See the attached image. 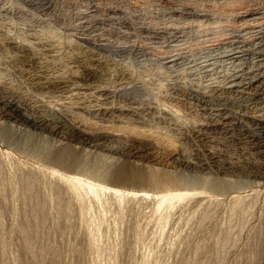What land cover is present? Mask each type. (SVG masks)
Wrapping results in <instances>:
<instances>
[{"label": "rangeland", "instance_id": "rangeland-1", "mask_svg": "<svg viewBox=\"0 0 264 264\" xmlns=\"http://www.w3.org/2000/svg\"><path fill=\"white\" fill-rule=\"evenodd\" d=\"M209 1L0 0V101L65 127L52 135L0 119L8 142L35 152L0 147V264H264V46ZM62 79L69 93L43 88ZM69 126L119 136L73 149ZM135 128L153 144L142 157L127 154ZM66 147L100 197H77L44 160ZM133 166L172 177L178 190L112 179ZM130 189L147 195L119 203L114 190ZM178 191L188 196L173 198L159 224L154 197ZM35 197L46 199L43 225L32 219Z\"/></svg>", "mask_w": 264, "mask_h": 264}, {"label": "bare ground", "instance_id": "bare-ground-1", "mask_svg": "<svg viewBox=\"0 0 264 264\" xmlns=\"http://www.w3.org/2000/svg\"><path fill=\"white\" fill-rule=\"evenodd\" d=\"M169 1H171V0H169ZM172 1H174V2H177L178 1V3L180 4L179 6H181V7H184V8H186V7H188V5L190 4L189 3V1L190 0H172ZM192 1V0H191ZM174 2H172V3H174ZM209 2H211V4H213V6H215L216 5V7H219V9H221V10H223V11H226L227 12V14L228 15H231V16H233V18L234 19H236V21L238 20V28H239V30H240V32H245L246 33V35H248L249 37H252V36H254V38L255 37H257V38H259L260 39V41L258 42L259 44H258V46L259 47H263L264 46V0H210ZM168 3V2H167ZM189 3V4H188ZM211 4H209V6L211 5ZM170 5V4H169ZM174 5H175V3H174ZM178 5V4H177ZM178 6V7H179ZM191 6V5H190ZM177 8V7H176ZM189 8V7H188ZM211 8V7H210ZM205 9V8H204ZM217 9V8H216ZM186 10V9H185ZM194 12V11H193ZM205 12V11H204ZM216 12V11H215ZM221 12V11H220ZM189 13H191V12H189ZM214 13V12H213ZM203 14V13H202ZM206 14H208V13H206ZM226 14V13H225ZM193 15V14H192ZM202 18V17H201ZM176 19V18H175ZM224 20V19H223ZM176 22V21H175ZM201 22V21H200ZM196 23V22H195ZM198 23V22H197ZM200 24V23H199ZM155 25V24H154ZM164 25V24H163ZM172 27V26H171ZM204 27H206V26H204ZM235 27V26H234ZM164 29V28H163ZM204 29H206V28H204ZM208 30V29H207ZM197 31V30H196ZM167 32V31H166ZM189 32V31H188ZM171 33V32H170ZM195 34V33H194ZM244 34V33H243ZM240 35V34H239ZM245 35V36H246ZM201 36V35H200ZM216 36V35H215ZM232 36V35H231ZM175 37V36H174ZM209 37V36H208ZM233 37V36H232ZM211 38V37H210ZM231 38V37H230ZM234 38V37H233ZM253 38V37H252ZM201 39V38H200ZM240 39V38H239ZM242 39V38H241ZM248 39V38H247ZM193 40V39H192ZM215 40V39H214ZM231 40H234V39H231ZM230 40V41H231ZM237 40V39H236ZM176 41V40H175ZM206 41V40H205ZM229 41V42H230ZM242 41V40H241ZM214 42V41H213ZM8 43V42H7ZM11 43V42H10ZM205 43V42H204ZM226 43V42H225ZM232 43V42H231ZM174 44V43H173ZM208 44V43H207ZM181 45V44H180ZM233 46V45H232ZM235 46H237V45H235ZM12 47H15L21 54H23V55H27V58L29 59V60H31L30 59V57L31 56H29V54H28V52L26 51V49L25 48H23V47H21V48H19V47H17V46H12ZM173 47H174V45H173ZM175 47H178V46H175ZM10 48V47H9ZM228 48V47H227ZM236 48V47H235ZM174 49H176V48H174ZM178 49V48H177ZM227 50V49H226ZM249 50V49H248ZM173 51V50H172ZM175 51V50H174ZM178 51V50H177ZM229 51V50H228ZM12 52V51H11ZM180 52V51H179ZM186 52V51H185ZM241 52V51H240ZM243 52V51H242ZM227 53V52H226ZM237 53V52H236ZM246 53V52H245ZM174 54V53H173ZM182 54V53H181ZM234 54V53H233ZM12 55V54H11ZM22 55V56H23ZM185 55V54H184ZM228 55H230V54H228ZM225 56V55H224ZM235 56V55H234ZM16 57V56H15ZM163 57V56H162ZM178 57H179V54H177L176 52H175V54L173 55V56H169V60L171 61V62H173V61H175V60H177L178 59ZM232 57V56H231ZM12 58H13V56H12ZM24 58H25V56H24ZM23 58V59H24ZM180 58V57H179ZM182 58V57H181ZM19 59V58H18ZM33 59V58H32ZM35 60V59H34ZM33 60V61H34ZM195 60V59H194ZM231 60V59H230ZM23 61V60H22ZM40 61V60H39ZM203 61H205V60H203ZM175 62H177V61H175ZM201 62V61H200ZM261 62H264V61H261ZM25 63V62H24ZM86 63V62H85ZM259 63V62H258ZM31 64V63H30ZM201 64H206V61L204 62V63H200L199 65H201ZM262 64V63H261ZM84 65V64H83ZM206 65H208V64H206ZM259 65V64H258ZM263 65H264V63H263ZM41 66V65H40ZM46 66V65H45ZM90 66V65H89ZM88 66V69L90 68ZM204 66V65H203ZM262 66V65H261ZM29 67V66H28ZM86 68H87V65L85 66ZM96 67V66H95ZM206 67V66H205ZM203 68V69H207V67L206 68ZM210 67V66H209ZM42 68H44V67H42ZM42 68H40V69H42ZM83 69V70H86L87 72L85 73L84 71V74H86L85 76H83V78H87V77H89L90 76V74H91V72H90V70H88V69ZM92 68V67H91ZM39 69V70H40ZM93 69V68H92ZM36 70H38V69H36ZM94 70V69H93ZM201 70V69H200ZM242 70V69H241ZM250 71V70H249ZM103 72V71H102ZM205 72V71H204ZM30 73V72H29ZM50 73V72H49ZM48 73V74H49ZM55 73H56V71H55ZM243 73V72H242ZM38 74V73H37ZM40 74V73H39ZM234 74H236V73H234ZM30 75V74H29ZM36 75V74H35ZM42 75V74H41ZM59 75V74H58ZM71 75V74H70ZM82 75H83V73H82ZM44 76V75H43ZM242 76V75H241ZM244 76V75H243ZM42 77V76H41ZM77 77H79V76H77ZM81 77V76H80ZM93 77V76H92ZM212 77V76H211ZM72 78V77H71ZM240 77L238 76V77H233V79L231 80V81H233V80H236V79H239ZM244 78V77H243ZM33 79V78H32ZM43 79V78H42ZM89 79V78H88ZM38 80V79H37ZM44 80V79H43ZM61 80V79H60ZM64 80H66V79H64ZM67 80H68V78H67ZM70 80V79H69ZM74 80H75V78H74ZM79 80V79H78ZM86 80V79H85ZM87 81H89V80H87ZM231 81H230V84H231ZM237 81V80H236ZM235 81V82H236ZM244 81V80H243ZM264 81V80H263ZM262 81V82H263ZM38 82H39V80H38ZM42 82V81H41ZM78 82V81H77ZM239 82V81H238ZM36 83H37V81H36ZM66 83V81H63V79H62V81H44V87L43 88H50L51 86H53V87H57V88H61V86H62V88L64 89L63 91H66V92H68L69 93V91H71V90H73V87L72 86H74V84L73 85H71V84H65ZM75 83V82H74ZM42 84V83H41ZM236 84V83H235ZM239 84V83H238ZM229 85V84H228ZM232 85V84H231ZM235 86V85H234ZM41 87H42V85H41ZM230 87V86H229ZM233 87V86H232ZM243 87V86H242ZM56 88V89H57ZM55 89V88H54ZM229 89V88H228ZM42 90H44V89H42ZM68 90V91H67ZM46 91V90H45ZM60 91H62V89L60 90ZM13 93V92H12ZM258 93V92H257ZM260 93V92H259ZM12 95V94H11ZM102 95V94H101ZM109 95V94H108ZM258 95V94H257ZM254 97H256V95H254ZM256 99V98H255ZM258 99H260V98H258ZM25 101V100H24ZM143 101V100H142ZM154 101V100H153ZM253 101V100H252ZM260 101V100H259ZM232 103V102H231ZM244 104V103H243ZM32 105V104H31ZM30 105V106H31ZM51 106V105H50ZM52 106H54V105H52ZM55 107V106H54ZM42 108V107H41ZM46 108V107H45ZM206 108V107H205ZM38 109V108H37ZM50 109H52V108H50ZM54 109V108H53ZM108 109V108H107ZM23 110H25L24 109V107H22V106H20L19 104L17 105L16 103H13V101H7V102H5V103H3V102H1L0 101V119H5V120H7V121H12V122H15V123H19V124H22V125H25L26 127L28 126L29 128H31L32 130H37V129H40V130H44V131H47V132H49L50 134H52V135H58V134H61L62 132H63V128H65L64 127V125H62V123H60V121H53L52 119H51V117L50 118H47L46 117V113L45 114H41V113H39L38 115H36V116H32V117H30V118H25V114H23ZM30 110V109H29ZM28 110V111H29ZM55 110V109H54ZM97 110H98V113H102V114H104L105 112H106V108H104V107H98L97 108ZM56 111L57 112H59L60 111V109L59 110H57L56 109ZM56 111H55V113H56ZM110 112V111H109ZM108 112V113H109ZM254 112V111H253ZM47 113H49L48 111H47ZM54 113V112H53ZM161 113V112H160ZM173 114V113H172ZM217 114V113H216ZM221 114V113H220ZM49 115V114H48ZM149 115V114H148ZM61 116H62V114H61ZM75 116V115H74ZM209 116V115H208ZM230 116V115H229ZM49 117V116H48ZM216 117V116H215ZM221 117V116H220ZM223 117V116H222ZM246 118H248L247 116H245ZM252 117V116H251ZM114 118V117H113ZM164 118V117H163ZM184 118V117H183ZM227 119H228V117H226ZM253 118V117H252ZM177 119V118H176ZM225 119V118H224ZM249 119V118H248ZM79 120H81V119H79ZM229 120V119H228ZM235 120V119H234ZM259 120H260V117H259ZM255 121V120H254ZM1 122V121H0ZM84 122V121H83ZM236 122V121H235ZM222 123V122H221ZM231 123V122H230ZM229 122H227V123H225V124H230ZM73 124V123H72ZM71 124V125H72ZM236 124V123H235ZM254 124H256V123H254ZM194 125V124H193ZM238 125V124H237ZM264 125V124H263ZM200 126V125H199ZM198 126V127H199ZM5 127V126H4ZM203 127V126H202ZM227 127V126H226ZM7 128H9V127H7ZM67 128V127H66ZM186 128V127H185ZM194 128V127H193ZM30 130V129H29ZM131 130V129H130ZM199 130V129H198ZM198 130H197V133H198ZM240 130V129H239ZM39 131V130H38ZM125 131V130H124ZM65 132V131H64ZM68 132L69 133H67L68 135V137L67 138H69L67 141V146H72L73 147V145H86L87 143H90V142H96V143H94V145H96V147H103V144H104V142L106 141H104V142H102V143H98V141L100 142V140H104V138H106V139H108V138H112V137H114V136H119V135H117V134H115L114 132H102V131H97V132H94V130L93 131H89V130H87V129H85V127H83V129H80V128H78L77 126H69V130H68ZM123 132V131H122ZM200 132V131H199ZM239 132V131H238ZM4 133V132H3ZM9 133V132H8ZM140 132H139V129L137 130L136 128L135 129H132V131H130V132H128V136H126L127 138H128V140H129V143H130V146L132 147H129L128 149H130L131 148V150H127V154L128 155H137V154H139V157L141 156H143V154H141L140 155V153L141 152H145V150L147 151V149H150L149 147H150V145H153L152 143H150L149 141H147L148 140V138L147 139H143V136H140V134H139ZM141 133H142V131H141ZM247 133V132H246ZM6 134V133H5ZM144 134V133H143ZM200 134H202V133H200ZM243 134V133H242ZM142 135V134H141ZM195 135H197V134H195ZM199 135V134H198ZM204 135V134H203ZM207 135V134H206ZM123 136V135H122ZM151 136V135H150ZM243 136H245V135H243ZM242 136V137H243ZM248 136V135H247ZM203 137V136H202ZM231 137V136H230ZM145 138V137H144ZM161 138H163V137H161ZM197 138V137H196ZM201 138V137H200ZM244 138V137H243ZM8 139H10V138H8ZM8 139L6 138V136L4 135V134H2V133H0V147H7V149L9 148V149H11L13 152H16V153H20V154H23L24 156H25V158L27 157V156H30L31 154H30V152H32V150L29 148V146H28V148L26 147L25 148V146H22V145H18V144H13V142H12V144H11V142H8ZM125 139V138H124ZM170 139V138H169ZM247 139H249V138H247ZM162 140V139H161ZM160 139L159 140H157L156 141V139H155V141H156V143L158 144V145H164V143H165V141L164 140H162L161 141ZM210 140V139H209ZM10 141V140H9ZM12 141V140H11ZM79 141V143L77 144V142ZM167 141V140H166ZM73 142V145L71 144L70 145V143H72ZM74 142H75V144H74ZM164 142V143H163ZM234 142V141H233ZM66 143V142H65ZM168 143L169 144H171L170 142H167V144L166 145H168ZM91 144V143H90ZM89 144V145H90ZM28 145H30V144H28ZM35 146V145H34ZM71 147V148H72ZM159 147V146H158ZM167 147V146H166ZM67 148V149H66ZM66 148H61L60 149V151L59 150H57V151H52L49 155H48V157H47V160L45 159L46 157V155L44 156L45 158H44V160L49 164V166L51 165L53 168H52V170L53 171H55L56 173H57V176H58V178L60 179V181L62 182V183H67V185L69 186V188L77 195V197H83V196H86V197H88L89 196V198L90 199H92L93 197H97V194L100 192V190L101 189H99V188H97V187H94L93 185H91V184H88V183H84V182H82L81 180H79L78 179V177H76L77 176V173H76V171L74 170L75 169V164H73V162H74V160H73V157H72V153H73V149H74V147H73V149L71 150V149H69L68 147H66ZM231 148V147H230ZM24 149H25V151H24ZM47 149V148H46ZM59 149V148H58ZM34 150V149H33ZM79 150V149H78ZM36 151V150H35ZM72 151V152H71ZM42 152V151H41ZM211 152V151H210ZM7 153H9V152H7ZM28 153L30 154V155H28ZM32 153H35V152H32ZM49 153V152H48ZM148 153V152H147ZM150 153V152H149ZM39 154V153H38ZM146 154V153H145ZM37 155V154H36ZM41 154H39V156H40ZM43 155V154H42ZM244 155V154H243ZM247 155V154H246ZM32 156V155H31ZM30 156V157H31ZM39 156H38V158H39ZM138 156V155H137ZM211 156H212V154H211ZM211 156H210V158H211ZM216 156V155H215ZM218 156V155H217ZM238 156V155H237ZM34 156H32V158H33ZM41 157V156H40ZM145 157H147V156H145ZM207 157V156H206ZM245 157V156H244ZM29 158V157H28ZM35 158V157H34ZM154 158V157H153ZM212 158H214V156H212ZM219 158V157H218ZM30 159V158H29ZM41 159H43V157H41V158H39L38 160H41ZM215 159H217L216 157H215ZM36 160V159H35ZM212 160V159H211ZM210 160V161H211ZM23 161H25V160H23ZM43 160H41V162H42ZM216 161V160H215ZM40 162V161H39ZM40 162V163H41ZM45 162V163H46ZM184 162V161H183ZM211 162H213V161H211ZM219 162V161H218ZM217 162V163H218ZM248 162V161H247ZM27 163V162H26ZM43 163V162H42ZM138 163V162H137ZM47 164V165H48ZM256 164V163H255ZM46 165V164H45ZM142 166V165H141ZM210 166V165H209ZM145 167V166H144ZM186 167V166H185ZM141 168V167H140ZM139 167L137 168L136 166L134 167H129V168H120V169H118L116 172H115V174H114V176H113V180H115V182L116 181H122V182H129V183H131V185L130 186H134V184L137 186V185H148V186H152V187H160V186H166L167 185V187H168V185L171 187V190H174V191H177L178 189H172V186H175V185H173V184H176L175 182L176 181H174L173 179H171V178H164V179H162L161 178V175H159V174H157V173H155V171H149V170H141ZM201 169V168H200ZM258 169V168H257ZM156 170V169H155ZM78 175H80V174H78ZM56 176V177H57ZM165 176V175H164ZM26 176H24V178H25ZM163 177V176H162ZM23 179V178H22ZM22 179H20V180H22ZM29 179V178H28ZM27 179V180H28ZM24 180V179H23ZM22 180V181H23ZM26 180V179H25ZM112 180V181H113ZM162 180H165L164 182L166 183H164ZM179 180V179H178ZM30 182H31V180H29ZM161 181L164 183V185L163 184H161ZM0 182H1V180H0ZM3 182L5 183V180H3ZM30 182H24L25 184H24V186H25V190L26 191H30V192H28V194L29 195H31L32 194V192H33V190H32V187L31 186H33V185H31L32 183H30ZM182 182V181H181ZM113 183H114V181H113ZM122 184V183H121ZM133 184V185H132ZM194 184V183H193ZM204 184V183H203ZM0 185H2V189H3V184H0ZM6 185V184H5ZM4 185V186H5ZM23 186V187H24ZM98 186H100V185H98ZM103 186V185H102ZM181 186V185H180ZM205 186V185H204ZM169 187V188H170ZM178 187V186H177ZM1 188V187H0ZM22 188V187H21ZM34 188V187H33ZM174 188H176V186L174 187ZM1 189V190H2ZM191 189V188H190ZM0 190V191H1ZM37 190V189H36ZM32 191V192H31ZM185 191H187V190H185ZM103 192V191H102ZM181 191H178L177 193H175V195H173V197L169 194V195H157L156 197H154L155 199H154V211L156 212V213H158V212H161L160 214H159V217H158V221H159V224H164V223H166L168 220H167V218H168V215H169V212L168 211H162V210H167L169 207H170V205H171V202H172V199L173 198H184V197H186V196H188V194L187 193H180ZM24 193H26V192H24ZM1 194V193H0ZM27 194V193H26ZM26 194H24V195H26ZM114 194L117 196V200H118V202L120 203V202H122L126 197H128V196H130V197H137V196H139V197H143V196H146L147 195V192H143L142 191V189H140V190H135V189H130V190H127V191H125V190H114ZM29 195H26V196H28L29 197ZM35 195V194H34ZM1 196V195H0ZM35 196H37V195H35ZM98 196L100 197V194H98ZM32 197V196H31ZM30 197V198H31ZM38 197V196H37ZM27 198V197H26ZM34 199H36V197L34 198ZM1 197H0V203H1ZM32 200V199H31ZM37 200V206H35V210L33 211L32 210V208H30V211L31 212H33L32 213V215L30 214V217L32 216V219H35V222L37 223L38 222V224H40L41 222H42V225H43V221H42V219H45L44 218V215H46V214H44V211L46 210V207H45V203H46V199H44V198H38V199H36ZM35 200V201H36ZM85 200V199H84ZM97 200V199H96ZM54 201H56V210H60V202H59V200H54ZM82 201V200H81ZM83 202V201H82ZM85 202V201H84ZM99 202V201H98ZM34 203V202H33ZM237 205H238V203H237ZM47 206V205H46ZM85 206H87V204H85ZM32 207H34V206H32ZM81 207V209L83 210V211H86L87 209H88V207H87V209L85 210V208L86 207H84L83 205H81L80 206ZM80 209V210H81ZM81 210V211H82ZM122 210V209H121ZM48 211V210H47ZM46 211V212H47ZM29 212V211H28ZM27 213V212H26ZM25 213V214H26ZM84 214V213H83ZM27 217H29V216H27ZM48 217V216H47ZM37 226V225H36ZM44 250V249H43ZM45 251V250H44ZM46 253V252H45ZM42 254H43V251H42Z\"/></svg>", "mask_w": 264, "mask_h": 264}]
</instances>
